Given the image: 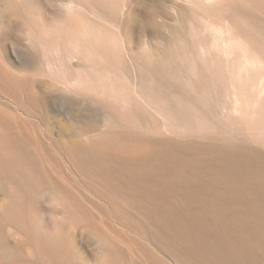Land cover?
I'll list each match as a JSON object with an SVG mask.
<instances>
[{"label": "rangeland", "instance_id": "374dc122", "mask_svg": "<svg viewBox=\"0 0 264 264\" xmlns=\"http://www.w3.org/2000/svg\"><path fill=\"white\" fill-rule=\"evenodd\" d=\"M13 75H25L26 82ZM29 84L44 94L54 137L56 119L73 123L78 105L93 109L99 126L89 142L128 155L123 158L156 162L152 180L178 165L167 152L232 165L245 182L237 208L250 223L235 251L214 261L210 255L211 264H264V0H0V156L8 148L16 152L2 136L7 124L40 141L33 147L41 148L84 213L82 224L66 220L77 224L85 264H92L102 241L112 249V262L104 258V264H198L156 238L121 199L87 187L50 148L38 117L46 109L31 105ZM165 161L170 167L161 166ZM4 178L0 169V188ZM42 193L38 186L31 198ZM52 195L58 208L68 202ZM34 222L28 211L0 208V240L28 243L36 264H65L64 239L43 234ZM87 222L104 236L86 242ZM204 245L199 241L194 250L203 258Z\"/></svg>", "mask_w": 264, "mask_h": 264}, {"label": "bare ground", "instance_id": "6f19581e", "mask_svg": "<svg viewBox=\"0 0 264 264\" xmlns=\"http://www.w3.org/2000/svg\"><path fill=\"white\" fill-rule=\"evenodd\" d=\"M10 77L16 82H26L25 75ZM27 88L26 97L31 105L40 104L46 109L44 94L37 92L34 84H29ZM71 116L70 120L73 123H66L61 119L54 121L58 128L57 137L53 136L51 124L53 116L49 110H44L38 116L46 126V133L52 143L49 145L50 148L52 146L53 149H57L59 155L83 176L87 187L98 188L102 193L112 194L116 199H121L125 208L134 211L135 215L148 224L156 238L165 239L167 244L175 249L177 255L191 258L198 264H211L216 254L224 252L231 254L236 249L234 245L237 241L243 242L245 238L241 237L245 234L246 225L250 220L244 208H237V205L244 199L240 194L245 191H243L245 182L234 173L232 165L229 166L226 162L219 163L220 161L213 162L209 157L199 162L177 159V152L175 156L167 152L164 156L169 160H177L175 163L178 165L174 166L177 169L174 171L172 170L174 167L169 166L172 161L171 164L168 162L166 167L168 161L166 159L165 164L161 166L165 165L166 168L169 166L170 174L152 180L151 164L156 165V162L150 163L149 158L147 160L123 158L126 155L120 157L118 153L116 155L100 144L105 150L89 142V134L97 132L99 126L93 109L78 105ZM2 136L7 139L6 142L13 145L16 152L7 147L9 150L6 155L0 156V169L5 176L0 188V194L3 196L0 208H18L24 213L28 211L35 220L36 229L55 240H58V234L64 239L65 246L61 244L60 246L64 250L65 264H85V256L80 251L81 244L76 239L77 224L66 220L73 217L78 223L81 221L83 223L84 213L75 201L69 200L71 198L69 188L59 180L60 178L55 177L57 175L54 176L56 171L50 170L44 154L41 155L42 153L38 151L41 148L33 147L39 140L34 134L10 124L6 125ZM47 150L49 151V148ZM44 152L46 155V151ZM158 154L160 156V153ZM52 155L51 158L48 155L51 160ZM160 158L164 159L161 156L158 159ZM59 162L60 160L58 164ZM156 169L157 167L154 168V172ZM157 173L159 174V171ZM36 185L44 193L31 198L33 189L38 187ZM52 193L63 196L62 198L68 201L66 205L58 208L54 204ZM44 200H49L48 208L42 206ZM85 225L86 242L104 236L88 222ZM202 240L205 242L203 253L207 256L205 257L207 262H203L205 258L202 254L194 253L198 242ZM218 240H222V243H217ZM232 241L235 242L231 243ZM27 245L28 243L22 241L11 242L8 236H2L0 264L20 260L25 264H36L37 260L33 258L31 251L28 247L25 249ZM110 250L112 251L109 245L102 241L98 251L91 256L92 264H104V258L112 262ZM210 255L213 257L212 261ZM219 258L220 256L217 260ZM153 260L157 263L162 262L159 257H154Z\"/></svg>", "mask_w": 264, "mask_h": 264}]
</instances>
